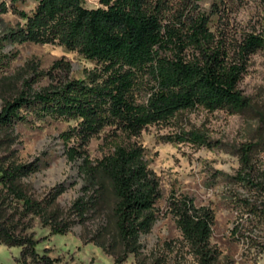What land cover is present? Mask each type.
<instances>
[{
	"label": "trees",
	"instance_id": "trees-1",
	"mask_svg": "<svg viewBox=\"0 0 264 264\" xmlns=\"http://www.w3.org/2000/svg\"><path fill=\"white\" fill-rule=\"evenodd\" d=\"M21 1L0 2V14L11 11L19 18L2 31L0 66L5 64V42L63 46L96 66L88 79L72 78V67L64 60L44 73L25 68L0 78V134L27 120L26 112L77 121L65 134L74 139L65 155L80 183L69 207L57 203L65 184L36 198L25 179L40 163L0 153V243L21 248L19 264H59L47 249L37 250L39 241L31 230L33 219L39 218L51 235L81 226L83 242L113 256L114 264H123L131 254L136 264H221L222 252L211 241L214 210L197 205L189 195L169 199L182 238L146 254L142 237L159 219L162 191L144 147L117 144L92 158L88 146L107 127L139 137L149 126L172 124L186 111L250 110L252 100L240 83L251 57L264 50V17L241 25L232 17L240 5L225 0L214 2L209 13L200 0H98L97 7H89L87 0H35L31 12L18 7ZM260 6L264 12V0ZM42 77L49 83L36 87ZM6 140L0 136V150ZM169 140L214 146L198 127H181ZM241 162L237 178L264 196V178L248 173V147ZM226 264L234 263L226 259Z\"/></svg>",
	"mask_w": 264,
	"mask_h": 264
},
{
	"label": "rangeland",
	"instance_id": "rangeland-1",
	"mask_svg": "<svg viewBox=\"0 0 264 264\" xmlns=\"http://www.w3.org/2000/svg\"><path fill=\"white\" fill-rule=\"evenodd\" d=\"M219 1L200 0V4L209 13L212 4ZM225 1L240 5L232 17L241 25L264 17L260 0ZM36 5L35 0H24L18 7L31 12ZM87 5L97 7L99 2L87 0ZM18 20L11 11L0 14V37L6 26L16 24ZM216 22L217 17L213 16L212 24ZM2 48L5 64L0 66V78L22 73L25 68L44 73L51 70L57 61L64 60L72 67V78L88 79L96 66L95 62L78 52L59 45L5 42ZM48 83L49 79L42 77L35 86ZM240 87L252 100L250 110L243 114L197 109L182 113L172 124L149 126L139 137L128 133L115 134L112 128L107 127L91 140L88 152L92 158L101 157L117 144L142 145L150 168L160 179L159 219L152 231L142 237L146 254L158 252L165 243L182 238L169 212V199L173 195H189L197 205H206L214 210L211 241L222 252L221 264H226V259L234 264H264V196L259 189L237 178L242 167L241 152L247 147L250 149L248 173L264 178V50L251 57ZM2 104L0 98V109ZM26 113L27 120L0 134L7 139L6 148L0 153L11 154L23 163L38 161L40 169L25 179L30 194L42 198L59 184H65L66 191L57 203L61 207H69L79 194L80 183L74 165L65 155L66 146L73 144L74 139L67 140L65 134L77 125V121ZM181 127H198L207 131L214 146L199 148L190 143L170 141L169 137ZM32 225L31 231L39 241L37 250L43 253L47 249L52 257L60 260L59 264H114L113 256L93 243L83 242L81 226L67 234L51 235L49 227H44L39 218H34ZM20 253V247L0 243V264H19ZM123 264H136L134 255L131 254Z\"/></svg>",
	"mask_w": 264,
	"mask_h": 264
}]
</instances>
